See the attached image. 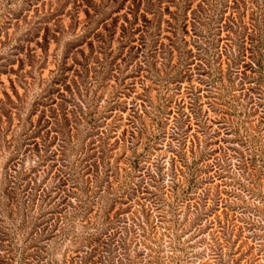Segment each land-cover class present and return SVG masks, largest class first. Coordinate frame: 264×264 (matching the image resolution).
Returning <instances> with one entry per match:
<instances>
[{
    "label": "rangeland",
    "instance_id": "374dc122",
    "mask_svg": "<svg viewBox=\"0 0 264 264\" xmlns=\"http://www.w3.org/2000/svg\"><path fill=\"white\" fill-rule=\"evenodd\" d=\"M231 2L0 0V212L19 253L17 264L39 263L37 257L43 256L39 249L44 243L50 258L58 263L73 251L75 246L70 239L42 242L34 230L44 218L40 215L48 217L50 209L64 207L58 204L64 192L70 195L65 207L75 221L76 233H93L95 230L90 226L101 229L106 211L110 214V225H114L130 217L140 205L148 208L151 201L148 193L155 191L150 180L153 175H158L156 185L161 192L167 189L170 174L166 171L175 142L169 132L177 111L175 103L181 100L188 74L181 71L178 79L184 76V80L180 84L169 83L159 92L157 87L150 86L143 92L142 86L147 82L136 75V67L143 52H154L155 40L156 47L161 43L166 46L173 33L179 38L177 44L182 52L198 54L196 45L203 40L195 38L194 31L212 40L211 54L216 44L222 52L225 47L230 49L232 41L225 30H218L215 19L228 16L231 10L223 14L222 10ZM199 3H208L204 9L214 19L194 25L192 10ZM240 13L248 27L254 13L264 29V0H244ZM242 32L237 33L239 38ZM217 56L210 57L213 66L220 61L224 68L225 56L221 60ZM189 79L192 83L198 81L195 75ZM232 93L235 97L241 94L237 83ZM139 94L148 96L154 104L162 103L160 126L153 129L156 136L148 147L129 139V107ZM58 104L79 114L92 115L91 122H81L70 132L72 141L65 149V159L58 151L60 136L50 114ZM145 123L150 134L149 120ZM257 123L254 118V124ZM96 133L103 135L107 161L117 170L109 179L113 185L106 193L100 190L106 181L104 170L100 168L97 173L94 168L89 172L83 168L85 163L94 162L92 155L97 149L92 146L98 145L99 139ZM66 175H70L67 180ZM73 180L76 187H72ZM75 196L78 201L87 199L84 208L87 206L91 211L85 221H80L84 214L76 208L79 204ZM180 216L183 219L184 214ZM43 227L44 224L37 228ZM188 227L181 239L185 246L193 247L192 253H201L202 247L196 242L206 233L194 236ZM190 263L199 261L191 258Z\"/></svg>",
    "mask_w": 264,
    "mask_h": 264
},
{
    "label": "trees",
    "instance_id": "16d2710c",
    "mask_svg": "<svg viewBox=\"0 0 264 264\" xmlns=\"http://www.w3.org/2000/svg\"><path fill=\"white\" fill-rule=\"evenodd\" d=\"M206 6L208 3H199L192 10L194 25L214 19L213 14L206 13ZM243 6L244 0H232L222 10V14L231 10L228 16L215 19L218 30H225L230 37V49L225 47L222 52L216 44L211 54L212 40L194 31L193 36L203 40L196 45L198 54L182 52L177 44L179 38L173 33L166 46L161 43L156 47L155 40L154 52H143L136 67V75L147 82L142 86L143 92L150 86L157 87L159 92L169 83L180 84L184 80V76L178 79L181 71L188 74L181 100L175 103L177 111L169 132L175 142L166 171L170 174L167 189L161 192L156 185L158 175H153L150 180L155 191L148 193L151 199L148 208L140 205L130 217L114 225H110V214L106 211L101 229L90 226L95 230L93 233H76L75 221L65 207L70 195L64 192L58 203L64 207L50 209L48 217L40 215L44 218L34 230L42 242L70 239L75 247L58 263L50 258L44 243L39 249L43 256L37 257V264H189L191 258L199 264H264V29L254 13L249 27L243 24L240 13ZM241 30L239 38L237 33ZM214 54H218L219 60L225 56L224 68L220 61L213 66L210 57ZM194 75L198 81L192 83L189 78ZM235 83L241 91L238 97L232 93ZM161 106L160 101L154 104L144 94L134 98L129 107L130 142L148 147L155 139L153 129L160 126ZM50 114L60 136L58 151L65 159V149L72 141L70 132L81 122H91L92 115L67 110L63 104H58ZM254 118L258 119L257 124ZM145 120H149L152 128L150 134ZM98 137V145L92 146L97 149L92 155L94 162L85 163L83 168L87 172L94 168L97 173L100 168L104 170L107 176L100 190L106 193L113 185L109 179L117 170L107 161L103 135ZM66 176L67 180L70 175ZM76 186L73 180L72 187ZM76 198L79 204L76 208L84 214L80 221H85L91 209L84 208L87 199ZM87 221L89 224L90 220ZM43 224L42 229L37 228ZM187 225L194 236L206 233L196 242L202 247L201 253H192L193 247L182 241L181 234ZM18 255L0 212V264H17Z\"/></svg>",
    "mask_w": 264,
    "mask_h": 264
}]
</instances>
